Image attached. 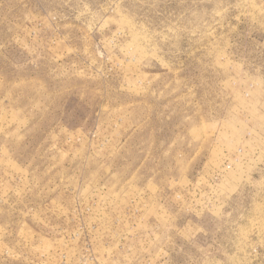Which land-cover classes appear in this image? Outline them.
<instances>
[{
    "label": "rangeland",
    "instance_id": "rangeland-1",
    "mask_svg": "<svg viewBox=\"0 0 264 264\" xmlns=\"http://www.w3.org/2000/svg\"><path fill=\"white\" fill-rule=\"evenodd\" d=\"M0 264H264V0H0Z\"/></svg>",
    "mask_w": 264,
    "mask_h": 264
}]
</instances>
